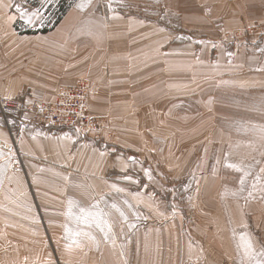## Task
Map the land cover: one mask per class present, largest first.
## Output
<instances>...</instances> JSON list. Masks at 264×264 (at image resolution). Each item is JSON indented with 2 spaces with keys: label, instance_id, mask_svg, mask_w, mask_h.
<instances>
[{
  "label": "crops",
  "instance_id": "obj_1",
  "mask_svg": "<svg viewBox=\"0 0 264 264\" xmlns=\"http://www.w3.org/2000/svg\"><path fill=\"white\" fill-rule=\"evenodd\" d=\"M160 1L162 14L179 24L105 12L95 0L83 10L70 8L47 33L19 34L12 1L0 0V96L53 102L85 77L89 109L106 115L115 132L103 150L75 133L41 129L28 117L5 123L0 115V139L15 143L23 165L13 172L0 152V264H255L238 248L242 232L264 260L262 199L216 200V183L195 189L207 193L199 222L156 210L157 219L146 216L129 229L131 217L102 215L114 198L140 212L159 202L145 193L160 186L130 178L129 152L134 139L166 138L177 111L181 130L184 96L202 101L199 87L235 92L263 104L264 115V0ZM184 29L205 36L206 46L177 40ZM184 87L194 90L184 93ZM76 206L111 226L101 231L91 217L73 219L68 213Z\"/></svg>",
  "mask_w": 264,
  "mask_h": 264
},
{
  "label": "rangeland",
  "instance_id": "obj_2",
  "mask_svg": "<svg viewBox=\"0 0 264 264\" xmlns=\"http://www.w3.org/2000/svg\"><path fill=\"white\" fill-rule=\"evenodd\" d=\"M94 1L91 0L86 7ZM97 1L99 9L105 12H120L124 16L139 17L164 27L178 23L176 17H166L162 14L163 3L160 0ZM54 2L57 3V0H42L38 8H34L23 0H13L12 10L18 15V20L23 23L22 29L37 30L42 27L36 25L39 18L48 5ZM82 2L83 0H73L72 7ZM18 8L26 14L24 17L17 11ZM33 12H37V15H32ZM29 16H31V22L26 23ZM262 33L264 34L263 31ZM177 34L179 37L177 40L181 39V43L185 45H194V48H198V50L199 47L203 49L206 46V37L199 35L198 32L184 29ZM80 79L87 84V98L85 100V97L77 93H83L80 90L71 94V100H76L75 103L79 101L81 108L77 112L84 115L86 105L89 112H92L88 104L90 82L85 77H80L78 81ZM189 79L190 76L184 75V81ZM185 83L187 82H184V85H187ZM66 88H72V86ZM193 90L194 87H184V93ZM199 95L202 99L199 102L194 100V97H183L181 130L178 126L179 113L177 111L172 113V116L176 117L175 130L174 127H170L171 130L167 132L166 138L141 139L143 142L134 139V144L131 146L135 148V152H129L130 161L133 162L130 168V178L136 184L145 183L157 185L156 187L160 186L156 190L145 193L150 198L152 197L153 201L159 202L154 203L151 209H143L140 212L138 207L135 209L130 206L125 198H114L117 201L114 203L107 201L102 215L110 213L117 217H131L132 225L129 229L146 222L144 218L146 216L149 221L157 219L156 210H163L165 213L167 212V215L183 216L189 222H199L200 217L206 215L207 211L206 207L200 206L199 203L207 199V193L205 191L197 192L195 189L198 184L208 182L218 184V190L215 192L216 200L217 198L219 200L244 198L247 201L262 199L264 203V115L261 112L263 104H256L254 97L250 100L249 96L240 97L238 93L213 87L209 90L199 87ZM26 101H30V99L27 98ZM92 113L95 114L94 118L98 117L104 121L105 129L91 135H83L75 131L77 129L75 127L72 129L55 127L53 130L46 128L49 126L36 123L32 116L27 117L32 124L41 129L52 133H75L80 136L82 142L107 150L112 146V143H109L114 136V128L110 126L106 115ZM7 118H3L5 123H7ZM94 135H97V138ZM138 147L139 149H137ZM118 149L125 151L123 146H119ZM5 156L7 157V155ZM9 164H11L10 161ZM226 164L236 165L242 169V172L228 168L225 166ZM244 172L248 175L245 178L243 191H241L239 180ZM211 178L215 180L210 181ZM80 209L78 206L75 209L70 208L73 219L77 220L76 217L81 215ZM86 211L95 214L94 210L86 209ZM116 221L119 225L120 221ZM108 226L110 227L111 224Z\"/></svg>",
  "mask_w": 264,
  "mask_h": 264
},
{
  "label": "built area",
  "instance_id": "obj_3",
  "mask_svg": "<svg viewBox=\"0 0 264 264\" xmlns=\"http://www.w3.org/2000/svg\"><path fill=\"white\" fill-rule=\"evenodd\" d=\"M82 82V83H80ZM83 80H79L72 88H64L59 91L57 99L52 102H42L39 100L30 99L26 101L6 99L0 96V115L6 119L7 117H27L32 116L35 122L49 126L46 128L59 127L61 129L77 128L75 131L83 135H91L105 129L103 126L104 121L98 117L94 118L87 109L84 115L78 114V110L81 108V104L76 100H71V94L76 91H82L79 93L82 97L87 98V84L85 88ZM63 100V101H62ZM62 101V103H60ZM97 138V135H94ZM0 152L7 155L10 161V167L13 172H19L23 170L22 157L20 156L15 143H5L0 139Z\"/></svg>",
  "mask_w": 264,
  "mask_h": 264
},
{
  "label": "snow or ice",
  "instance_id": "obj_4",
  "mask_svg": "<svg viewBox=\"0 0 264 264\" xmlns=\"http://www.w3.org/2000/svg\"><path fill=\"white\" fill-rule=\"evenodd\" d=\"M90 2H91V0H83V2L81 4H78L77 5V7L80 8L81 10H83V8L87 6V3H90ZM17 11L20 12V15L22 17H24L26 15L19 8L17 9ZM32 15H37V12H33ZM30 22H31V16H29L28 19L26 20V23H30ZM225 166L228 167V168H233L237 172H242V169H240L236 165L226 164ZM247 175H248V173L244 172L243 175H241V177H240L239 184L241 186V189H240L241 191H243V185L245 183V178H246ZM72 203H73L72 201H69V204L70 205ZM80 213H81V215L78 216V217H76V219L78 221L87 222L88 218L91 217L92 218V221L96 224V227L100 228L101 231H104V229L106 227H108L107 221H105L103 219L102 215L88 213L83 208L80 209ZM69 216H71V210H69ZM88 226L90 227L91 224H88ZM66 231H67V229H66ZM81 234L88 235L87 233H80V232L74 233V235H76V236H79ZM105 236H107V233H105ZM236 238L239 241L238 248L243 252L244 257L246 259H252V260H254L255 261V264H264V260H258V259H256L257 253H255V251H254L251 237L249 236V234L247 232L239 233ZM72 242L75 243L76 241L73 240ZM259 255L260 256H264V252L260 253Z\"/></svg>",
  "mask_w": 264,
  "mask_h": 264
},
{
  "label": "trees",
  "instance_id": "obj_5",
  "mask_svg": "<svg viewBox=\"0 0 264 264\" xmlns=\"http://www.w3.org/2000/svg\"><path fill=\"white\" fill-rule=\"evenodd\" d=\"M13 1V0H12ZM25 3L29 4L34 8H38L42 0H23ZM73 0H57V3L49 4L45 12L39 18L37 26H42L41 29L37 30H24L21 25V21L17 20L14 24V29L19 34H38L47 33L53 30L62 18L66 15L70 8H72ZM40 9V8H39Z\"/></svg>",
  "mask_w": 264,
  "mask_h": 264
},
{
  "label": "bare ground",
  "instance_id": "obj_6",
  "mask_svg": "<svg viewBox=\"0 0 264 264\" xmlns=\"http://www.w3.org/2000/svg\"><path fill=\"white\" fill-rule=\"evenodd\" d=\"M80 83H82V82H80ZM58 96V95H57ZM57 99V98H56ZM14 100H19V99H14ZM34 100H37V99H34ZM19 101H21V100H19ZM40 101V100H39ZM63 101V100H62ZM62 101H60V103H62ZM43 102V101H42ZM93 115V114H92Z\"/></svg>",
  "mask_w": 264,
  "mask_h": 264
}]
</instances>
